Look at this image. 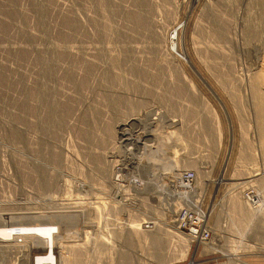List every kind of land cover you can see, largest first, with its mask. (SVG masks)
Masks as SVG:
<instances>
[{
	"label": "rangeland",
	"instance_id": "obj_1",
	"mask_svg": "<svg viewBox=\"0 0 264 264\" xmlns=\"http://www.w3.org/2000/svg\"><path fill=\"white\" fill-rule=\"evenodd\" d=\"M262 177L264 0H0V264H264Z\"/></svg>",
	"mask_w": 264,
	"mask_h": 264
},
{
	"label": "built area",
	"instance_id": "obj_2",
	"mask_svg": "<svg viewBox=\"0 0 264 264\" xmlns=\"http://www.w3.org/2000/svg\"><path fill=\"white\" fill-rule=\"evenodd\" d=\"M119 176H115L112 184L117 185ZM195 172L192 170L183 171L179 174L177 178V193L178 196H186L190 195L194 191V183H195ZM129 187H137L142 186V183L136 179L128 180ZM181 199V198H180ZM175 212L174 215V223L177 228V231L187 236L191 241H199V243L208 242L209 241V231L204 225V217L200 215L196 209L192 208L190 204L186 203L187 200H183ZM247 203L254 209L258 208L259 200L257 199L254 193H248L246 195Z\"/></svg>",
	"mask_w": 264,
	"mask_h": 264
},
{
	"label": "bare ground",
	"instance_id": "obj_3",
	"mask_svg": "<svg viewBox=\"0 0 264 264\" xmlns=\"http://www.w3.org/2000/svg\"><path fill=\"white\" fill-rule=\"evenodd\" d=\"M259 83V82H258ZM257 89V88H256ZM200 96V95H199ZM204 101V100H203ZM259 101V100H258ZM200 102V101H199ZM256 102V101H255ZM260 103V102H259ZM196 110V109H195ZM210 110V109H209ZM198 111V110H197ZM258 112V111H257ZM200 114V113H199ZM262 115V114H261ZM202 116V115H201ZM172 118V117H171ZM196 119V118H195ZM199 119V118H198ZM173 120V119H172ZM210 121V120H209ZM240 122V121H239ZM203 124V123H202ZM206 124V123H205ZM262 127V126H261ZM204 129V128H203ZM212 129V128H211ZM123 130V129H122ZM130 130V129H129ZM209 130V129H208ZM211 140V139H210ZM213 140V139H212ZM106 166H108V165H106ZM143 167V166H142ZM150 167V166H149ZM119 168V167H118ZM249 169V168H248ZM146 170H148V169H146ZM145 170V168H144V171H146ZM232 171V170H231ZM140 172V171H139ZM143 172V171H142ZM146 172H148V171H146ZM144 173V172H143ZM254 175H257V174H254ZM253 175V176H254ZM168 176V175H167ZM261 178V177H260ZM242 184H244V183H242ZM261 184L262 185H264V179H263V177H262V179H261ZM237 186L238 187H240L239 185H238V183H237ZM193 194V193H192ZM264 196V195H263ZM184 200V199H183ZM185 200H187V199H185ZM191 200V199H190ZM194 200V199H193ZM233 201H235V198H234V200H232V205H233ZM237 201V200H236ZM235 201V202H236ZM235 202H234V204H235ZM238 203V202H237ZM196 204V203H195ZM191 205V204H190ZM239 205V204H238ZM179 206V205H178ZM234 206V205H233ZM236 206V205H235ZM174 207H176V206H174ZM242 207V206H241ZM232 208V207H231ZM233 208H236V207H233ZM238 210V211H237ZM251 210V209H250ZM249 210V212L251 213V211ZM256 210V209H255ZM235 211V209H233V211L232 212H234ZM231 212V213H232ZM236 212L238 213V215H242V213H240V212H242V211H240L239 212V208L238 209H236ZM248 212V213H249ZM257 212V211H256ZM256 212H254V210H253V212H252V214L254 213H256ZM237 213H236V215H237ZM240 213V214H239ZM234 214V213H233ZM232 214V215H233ZM253 214V215H254ZM235 215V214H234ZM233 215V216H234ZM240 215V216H241ZM239 216V217H240ZM247 216V215H246ZM245 216V213H244V215H242L241 216V219L240 220H244L243 222H245V221H247V220H249L248 218H250V217H246ZM244 217H246L247 218V220H245L244 219ZM215 219V218H214ZM171 221V220H170ZM213 222V221H212ZM242 222V223H243ZM248 222V221H247ZM250 222V221H249ZM246 225H247V223H246ZM248 226V225H247ZM134 228V227H133ZM167 231V230H166ZM158 235L159 234H157V235H155V234H152V241H151V244L153 245V247L156 249V253H158L157 255L159 256V255H161L162 254V252H161V254L159 253L160 252V250L162 251V249H165V245H167V242L168 243H170V242H172L173 241V239H172V241H170V240H168V239H170L169 238V236H166V235H164L165 237H162V238H160V237H158ZM179 235V234H178ZM13 236V233H12V231L10 230V229H8V228H6V227H0V244H6L7 242H8V240L10 239V237H12ZM175 237V236H174ZM177 241V240H176ZM174 242V241H173ZM186 242V241H185ZM175 243V242H174ZM185 246V245H184ZM208 246V245H207ZM160 248V249H159ZM209 249V248H208ZM163 255V254H162Z\"/></svg>",
	"mask_w": 264,
	"mask_h": 264
}]
</instances>
